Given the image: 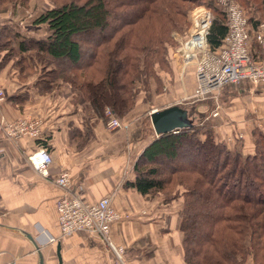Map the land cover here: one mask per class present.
Listing matches in <instances>:
<instances>
[{
	"label": "trees",
	"instance_id": "obj_1",
	"mask_svg": "<svg viewBox=\"0 0 264 264\" xmlns=\"http://www.w3.org/2000/svg\"><path fill=\"white\" fill-rule=\"evenodd\" d=\"M49 1L55 6L28 21L45 26V38L1 26L0 53L6 55L0 69L12 59L20 75L38 74L37 85L47 91L66 82L94 114L104 119L109 109L121 123L138 104L153 100L152 86L163 84L160 73L174 72L165 36L178 23L188 25L195 7L204 5L214 14L208 35L213 52L228 34L226 13L216 0ZM25 2L31 0H0V13ZM236 2L256 30L264 22V0ZM255 41L251 52L258 59ZM86 49L90 60L82 64ZM154 93H161L157 86ZM196 113L192 130L152 139L127 186L179 205L185 264H264V130H249L245 154L232 152L205 122L207 114Z\"/></svg>",
	"mask_w": 264,
	"mask_h": 264
},
{
	"label": "crops",
	"instance_id": "obj_2",
	"mask_svg": "<svg viewBox=\"0 0 264 264\" xmlns=\"http://www.w3.org/2000/svg\"><path fill=\"white\" fill-rule=\"evenodd\" d=\"M16 8L0 13V28L8 25L18 33L47 36L45 26L23 27L26 18L20 20ZM5 55L0 53V63ZM14 63L9 59L0 69V89L5 93L0 102V264H116V255L100 238L86 233L59 237L55 206L65 192L53 181L68 171L73 192L92 204L112 197L113 207L124 216L110 233L115 247L124 253V264H185L179 205L165 204L160 196H142L127 186L134 183V165L140 153L156 137L149 121L151 111H163L168 105L161 108L154 104L156 107L145 111V103H140L122 120L129 126L127 130L109 131L105 116L101 119L79 101V92L72 85L59 82L51 90H42L37 85L38 74L20 75ZM171 63L177 69L173 58ZM192 81L189 89L194 93L198 84ZM156 86H152L153 95L162 97L163 93H154ZM24 119L42 122L39 138L9 140L2 122ZM233 125L225 123L215 133L225 139L230 151L245 154L248 143L231 142ZM43 145L53 158L49 179L35 172L30 158Z\"/></svg>",
	"mask_w": 264,
	"mask_h": 264
},
{
	"label": "built area",
	"instance_id": "obj_3",
	"mask_svg": "<svg viewBox=\"0 0 264 264\" xmlns=\"http://www.w3.org/2000/svg\"><path fill=\"white\" fill-rule=\"evenodd\" d=\"M216 2L218 8L226 13L227 25H229L222 47L216 52L211 50L208 35L212 28L214 14L211 9L201 5L195 8L191 16L190 28L184 31L183 35L176 36L175 59H173L179 63L183 72L188 71L190 67L195 68L198 85L192 98L201 102L213 100L218 109L214 117L219 118L220 97L224 88L246 82L256 86L264 83V22L254 30L246 11L242 10L236 0H216ZM254 38L261 52L258 59H255L251 52ZM4 99V90L0 89V102ZM104 113L108 119L106 127L109 131H122L129 128L122 124L110 110ZM2 123V131L9 140H19L25 136L37 139L41 132L40 120L24 119L7 124L4 121ZM239 136L243 139L241 135ZM30 158L35 172L49 179V169L53 165V158L47 150L40 149ZM53 182L65 192L55 206L60 227L59 237L67 238L72 234L86 233L100 238L111 253L116 255V264H124V253L116 248L113 240L110 239L113 224L120 223L124 219V216L113 207L112 197L102 198L95 204L90 203L84 195L73 192L69 171L61 173ZM56 239L50 241L54 243ZM15 263L16 261L5 264Z\"/></svg>",
	"mask_w": 264,
	"mask_h": 264
},
{
	"label": "rangeland",
	"instance_id": "obj_4",
	"mask_svg": "<svg viewBox=\"0 0 264 264\" xmlns=\"http://www.w3.org/2000/svg\"><path fill=\"white\" fill-rule=\"evenodd\" d=\"M53 6H55V4L49 0H31L30 4L27 5L25 2L24 5H20V7L16 9L19 16L18 18L20 20H22L23 17L26 18V21L23 19V21L26 22L23 24V27H27L30 26L28 23L29 20H27L28 17L30 21H33L35 13H46ZM195 8L190 12L191 14L188 17V25L178 23L172 30H169L165 36V38L171 44L173 55L175 53V47L177 43L175 38L177 35H183L184 31H187L190 28L191 16ZM113 27L114 22H111V30L108 29L109 33L112 32ZM40 29L45 30V27ZM93 36L94 35L92 33V35L87 37L89 44H91V38H93ZM87 52L88 50L86 49L83 57L84 59L81 61L82 64L90 60L89 54H87ZM173 58L175 59V57ZM174 59L173 64L177 65L178 71L176 66L173 65V73H171L169 76L165 75V73L160 76L161 80H163L166 85L164 83L160 85L158 84L157 89L159 92L163 93V95L162 97L153 95V100H151L147 106H143L145 111L152 110V107H156L154 104H157V106L161 108L165 107L166 105H168V107L179 105L187 108L190 114L193 115V117H196V121L199 118L198 114L196 113L197 111H199L201 114L206 113L207 117H205V122L207 125H214L215 129L223 126L225 123L229 125L236 124V126L233 125L234 128H232L231 131V142H237L238 145L241 144V146L245 145V143L249 144V139L247 141L246 136V132L248 131L249 127H251V129L255 127L260 131L264 130V83L260 84V86H256L248 82L244 84L245 86L232 85V87H226L220 97V116L219 118H215L214 113L215 111H218V109H216L217 104L214 101L207 100L205 102H201L192 98L193 91L191 92L189 89V81L192 78L195 84L197 83L195 81V68L190 67L187 72L183 73V70L180 69L179 63L176 60L174 61ZM164 86L165 90H163ZM239 135L243 136L244 139L240 138Z\"/></svg>",
	"mask_w": 264,
	"mask_h": 264
},
{
	"label": "water",
	"instance_id": "obj_5",
	"mask_svg": "<svg viewBox=\"0 0 264 264\" xmlns=\"http://www.w3.org/2000/svg\"><path fill=\"white\" fill-rule=\"evenodd\" d=\"M149 121L157 138L169 133L175 134L179 130H192L197 125L196 117H193L187 108L179 105L163 111H152Z\"/></svg>",
	"mask_w": 264,
	"mask_h": 264
}]
</instances>
